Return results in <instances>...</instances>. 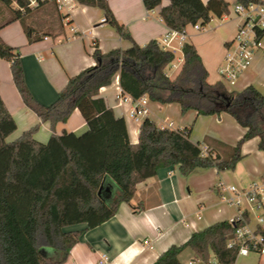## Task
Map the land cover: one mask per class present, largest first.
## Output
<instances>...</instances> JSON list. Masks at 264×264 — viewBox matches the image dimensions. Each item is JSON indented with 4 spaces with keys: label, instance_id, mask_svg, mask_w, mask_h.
Listing matches in <instances>:
<instances>
[{
    "label": "trees",
    "instance_id": "16d2710c",
    "mask_svg": "<svg viewBox=\"0 0 264 264\" xmlns=\"http://www.w3.org/2000/svg\"><path fill=\"white\" fill-rule=\"evenodd\" d=\"M13 1L18 6L13 5ZM98 7L126 48L102 52L95 44V64L68 78L56 99L49 105L38 102L25 82L19 48L0 39V59L9 62L13 83L23 101L51 130L45 143L33 135L39 123L9 141L16 122L0 97V264H61L78 241L80 230L63 227L81 221L98 224L114 215L122 202L129 203L136 186L156 167L178 166L182 175L196 168L214 167L217 172L235 168L241 158V145L258 137L257 148L264 154V95L252 84L241 90H228L226 83L208 81V71L191 42L181 46L183 63L170 78L166 68L174 60L170 50L156 39L137 44L128 29L114 17L107 0H76ZM159 17L165 26L185 31L199 22L230 12L225 0H168ZM9 17L0 28L14 20L24 25L28 41L32 29L26 16L36 7L26 0H0ZM162 0H143L146 10L161 5ZM264 3L263 0H235V3ZM44 3V2H43ZM42 4V3H41ZM264 33V30H263ZM118 75L121 90L132 100L145 95L161 104L178 103L181 113L195 110L199 115H231L245 128L242 136L227 152L209 148L203 153L201 143L190 139L192 126L172 128L158 125L147 116L139 124L137 142L131 143L124 117L116 116L99 89L111 84ZM78 109L87 129L55 132L58 122H66ZM243 220L249 221L247 212ZM242 222L221 220L191 233L182 244L170 245L151 264H182L178 255L189 248L194 259L212 264H235L237 247L227 246Z\"/></svg>",
    "mask_w": 264,
    "mask_h": 264
},
{
    "label": "crops",
    "instance_id": "0c3cea01",
    "mask_svg": "<svg viewBox=\"0 0 264 264\" xmlns=\"http://www.w3.org/2000/svg\"><path fill=\"white\" fill-rule=\"evenodd\" d=\"M225 1L235 3V0ZM107 2L114 17L128 29L132 39L139 45H144L150 39L159 40L169 29L159 17L160 8L167 5L168 0H162L161 5L152 10L145 9L143 0ZM202 2L206 3L207 0ZM49 4L44 2L33 9L31 13L37 12V18L26 22L32 29L31 37L39 39L29 42L20 20H14L0 28V39L19 48L27 87L43 105H49L56 99L69 77L95 64L91 56L95 44L102 52L130 45L129 40L122 39L113 27L104 22L103 12L98 7L72 0L70 23L65 24L56 5L54 4L58 17L52 15ZM1 12L3 20H6L9 13L4 8ZM216 18L221 23L228 16L213 17L209 22ZM232 20L234 33L238 18L235 16ZM65 27H68L67 31ZM207 30L204 27L200 31ZM231 38L233 36L224 37L223 45L226 46ZM184 42L194 44L208 74L211 67L218 74V66L225 51L221 50L213 65L209 61L210 56L204 41L197 38V30L190 25L185 29ZM176 52H180V56ZM174 55L171 64L177 61L175 69L178 72L183 63L181 49L175 51ZM177 72L174 75L166 73L173 78ZM217 80H221L219 74L214 79H210L209 75L210 83ZM249 84L254 85L264 95V55L260 53L254 56L251 65L241 72L231 86H237L236 88L225 85L228 90H241ZM99 95L106 100L116 116L124 117L129 140L136 143L140 121L136 122L129 116L132 98L121 90L118 75L114 76L111 84L99 89ZM0 97L17 126L7 140L15 139L37 123L39 128L33 137L42 143L48 140L51 133L49 123L40 122L37 115L23 103L13 83L9 62L5 59H0ZM147 107L148 118L158 125L172 122V128L188 126L186 119L192 118L197 123L202 118L195 110L182 114L178 103L161 104L147 98ZM170 107L173 108V114L180 117L176 127L166 114ZM209 118V131L202 133V137H192L191 131L190 139L201 143L206 150L214 148L219 152H227V146L235 145L245 128L225 112L209 115ZM86 129V122L78 109L73 110L66 122L55 125V132L58 134L63 131L80 134ZM258 141V137H253L242 143L241 158L233 170L217 172L214 167H199L188 175H182L177 165L156 167L153 173L137 184L130 202H122L111 217L94 225L81 221L63 227L65 231L80 230L81 233L78 241L71 247L67 259L61 264H94L100 252H106L113 264H151L170 245L184 243L192 232L217 221L229 220L236 214L237 208L220 200L218 184H226L222 180L225 178L229 180L228 184L246 187L264 174V154L257 148ZM262 213L264 214V207ZM251 216V224H254L255 219L252 214ZM178 257L182 264H205L194 259L189 248L182 250ZM235 264H264V253L250 252L237 256Z\"/></svg>",
    "mask_w": 264,
    "mask_h": 264
},
{
    "label": "built area",
    "instance_id": "2783aa9c",
    "mask_svg": "<svg viewBox=\"0 0 264 264\" xmlns=\"http://www.w3.org/2000/svg\"><path fill=\"white\" fill-rule=\"evenodd\" d=\"M43 2H53L58 11L64 10L65 13L61 14L62 21L66 24L70 23L69 10L72 7V0H26V5L36 7ZM13 5L18 6L16 1H13ZM232 11L238 18L235 35L226 44L223 59L218 66V74L221 80L230 86L236 82L241 72L251 65L257 53L264 55V3H234ZM227 16L228 14L222 15L223 18H227ZM192 28L200 31L204 29V25L197 22L192 25ZM184 41L185 31L168 29L158 40V43L163 49L174 53L181 49ZM148 114L149 109L145 95L137 100H132L129 116L134 121L139 122ZM166 125L171 127L172 122H168ZM201 148L205 153L206 147L201 146ZM218 186L220 200L237 208L236 214L228 221L233 224L237 220L242 222L236 227L234 235L228 239L227 246L237 247V256L247 255L250 252L264 253V214L262 213L264 207V174L259 179L250 182L246 187L222 182ZM244 212H247L249 221L243 220ZM251 214L255 219L254 224H251ZM94 264L113 263L106 252H100Z\"/></svg>",
    "mask_w": 264,
    "mask_h": 264
},
{
    "label": "rangeland",
    "instance_id": "374dc122",
    "mask_svg": "<svg viewBox=\"0 0 264 264\" xmlns=\"http://www.w3.org/2000/svg\"><path fill=\"white\" fill-rule=\"evenodd\" d=\"M49 3L50 4H49L48 8L51 9L52 15L55 14V16L58 17V13H57V11L55 9L54 3L53 2H49ZM233 5H234V3L230 4V13L228 14V19L227 20L222 21L221 23H219V20L216 18L214 21L209 22L208 24L204 25V27L206 29H208L207 31H205V32L204 31H200V32L197 31V38L199 40L202 39L204 41V45L206 46L207 53L210 56L209 61H211V63L213 62V65H214L215 60L221 54L220 52L225 51V46L222 43V39L224 37H229V36H233L234 37V35H235V32L233 33V20H232V18L235 17L233 15V11H232ZM3 8L8 12L7 8L2 4V7H0V21L1 20L3 21V16H2L3 14L1 12V10H3ZM31 12H29V14ZM64 13H65L64 10L60 11V15L64 14ZM37 16H38L37 12L36 13H34V12L31 13L30 15L26 16V22H29L32 18H37ZM65 28H66V31H67L68 27H65ZM187 41H189V39H187ZM180 54H181L180 52H176V55L180 56ZM175 65H177V61L176 60L172 64L167 66L166 72L169 75H174L177 72L178 69H175ZM209 75H210V79H214V77L218 76L217 71L215 70V68L211 67ZM209 75H208V79H209ZM226 85H227L228 88H236L237 87V86L231 87L228 84H226ZM173 112H174L173 108L170 107L168 109V111L166 112V114H167L168 119L173 121L174 127H176L179 124L180 117L179 116H175L173 114ZM209 120H211L209 118V115H202V118L199 119V121L197 123L192 121V118L191 119H186L185 122H186V125H188V126L191 125L192 126V133H193L192 137H194V136L195 137H202L201 136L202 133H205V131H209V124H210ZM226 170H230V169H226ZM222 180H224L226 182V184L229 183V180H226L225 178H222ZM238 256H240V255H238ZM211 260H212L213 264H218L214 257H212Z\"/></svg>",
    "mask_w": 264,
    "mask_h": 264
}]
</instances>
